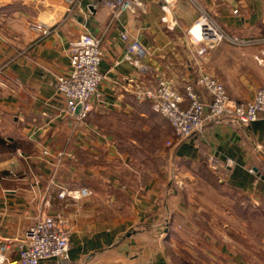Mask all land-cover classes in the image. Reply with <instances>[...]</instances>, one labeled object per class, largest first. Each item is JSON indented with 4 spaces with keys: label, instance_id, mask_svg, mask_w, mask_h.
Here are the masks:
<instances>
[{
    "label": "crops",
    "instance_id": "obj_1",
    "mask_svg": "<svg viewBox=\"0 0 264 264\" xmlns=\"http://www.w3.org/2000/svg\"><path fill=\"white\" fill-rule=\"evenodd\" d=\"M139 1L141 8L116 19L100 0H80L69 18L60 0H0V256L17 257L40 214L63 213L74 227L70 264H264V234L252 222L254 234H213L198 214L216 206L227 218L261 216L264 224V114L248 127L207 122L176 144L169 123L135 95L160 79L182 96L192 85L210 101L195 86L203 74H195L194 60L173 54L175 35H185L197 14L181 0L170 30L159 0ZM198 3L244 42L208 50L200 58L204 69L230 98L249 101L264 87V0ZM33 23L51 34L42 37ZM84 33L100 40L105 80L92 112L78 122L55 84L69 70V43ZM122 33L146 48L142 69L123 61ZM210 178L233 197L205 210L193 199ZM80 188L91 196L77 200Z\"/></svg>",
    "mask_w": 264,
    "mask_h": 264
},
{
    "label": "built area",
    "instance_id": "obj_2",
    "mask_svg": "<svg viewBox=\"0 0 264 264\" xmlns=\"http://www.w3.org/2000/svg\"><path fill=\"white\" fill-rule=\"evenodd\" d=\"M60 1L65 5L67 18L75 14L80 3V0ZM180 1L159 0L158 7L163 13L161 21L168 22L170 30L176 28L172 11L178 7ZM186 1L194 7L197 14L194 23L187 29V36L193 45L202 46L199 55L220 44L239 46L244 43L224 32L215 19L200 6L198 0ZM100 2L116 19L125 12H135L142 7L139 0ZM233 13L236 14L237 11ZM30 27L42 37L49 36L52 32L51 27L41 23H33ZM120 38L125 44L123 61L142 69V63L148 56L146 48L137 38L128 34L122 33ZM68 57L69 70L65 75L56 78L55 88L64 97L67 112L75 116L78 122H82L92 112V101L99 98V88L105 80L104 73L100 71L103 59L100 40L88 33L81 34L69 43ZM195 86L203 89L210 101H204L192 85L185 86L182 96L169 83L160 79L139 90L135 97L138 101H148L151 110L169 123L176 144L199 133L207 122L228 120L236 126L248 127L258 120L260 114H264V87L258 88L249 101L239 102L230 98L224 87L210 76H199ZM166 145L171 146V143L167 142ZM42 154L49 156L46 150ZM208 161L213 168L214 160L209 158ZM226 165L231 166L232 162L228 161ZM76 192L77 200L91 196L86 188H80ZM67 195L69 193L61 190L58 197L65 199ZM73 229L72 222L63 213L40 214L26 229L23 239L17 245V257L8 261L0 256V264H70L68 249Z\"/></svg>",
    "mask_w": 264,
    "mask_h": 264
},
{
    "label": "rangeland",
    "instance_id": "obj_3",
    "mask_svg": "<svg viewBox=\"0 0 264 264\" xmlns=\"http://www.w3.org/2000/svg\"><path fill=\"white\" fill-rule=\"evenodd\" d=\"M173 42H174V46H175V49L173 50V54H174L175 58H178L179 60H185V59L189 58L190 61H192V62L194 60L195 64L193 66L196 70L195 74L198 73V75H199L202 73L204 75L210 76L209 71H211V70L210 69H204L202 62H201V59H200L202 57V55L207 53L208 50H210V49H207L206 52L199 55L198 52L201 50L202 46H200V45L196 46L190 42V38L187 36V30L185 31V35H183L181 33L176 34ZM167 60L173 62V60H170V59H167ZM182 83L178 82L177 85L180 86V88L181 87L183 88L185 84H182ZM197 170H198V168H197ZM203 171L204 170L200 169V172H203ZM204 185L208 188V190H206ZM217 186L225 187L224 184H219V183L217 184V180H212L211 178H210V184L207 185V184L201 183L200 185H198L199 193L193 199L196 206L200 205L201 207H204L203 209L206 210V205H212L213 203L217 202L218 200L221 201L224 199H228V195L230 197H233V194L230 193L228 190L227 191L226 190H219ZM210 188H211V190H210ZM198 214H201L200 216L203 219H206L207 221L210 220L209 222L212 225L207 226L208 227L207 229H210L209 233L215 234L216 232H219V231H224V232L226 231L225 232L226 235H232V234L236 233L240 237V234L244 235V236H246V234H254V229L256 227L260 231L259 233H261L262 235L264 234V224H262V222H261V219H260L261 216L257 217V219H255L254 216L248 217L247 219L250 218V221H248V222L245 221L247 219H243V220H242V218L240 219L237 214L234 217L232 216L231 218H227V217H225L226 216L225 212H223L222 210H220L216 206H215V209H212V210L208 209V211L200 212ZM234 219H236L237 221H235ZM253 220H258V222L256 221V223H255ZM251 222L255 226V227H252L253 230L248 228V226L251 224ZM223 225H228V228L226 229L225 227H223ZM245 245H247V243H245Z\"/></svg>",
    "mask_w": 264,
    "mask_h": 264
},
{
    "label": "trees",
    "instance_id": "obj_4",
    "mask_svg": "<svg viewBox=\"0 0 264 264\" xmlns=\"http://www.w3.org/2000/svg\"><path fill=\"white\" fill-rule=\"evenodd\" d=\"M148 106L150 107V103L149 102H148ZM2 141H3L2 144H5L4 140H2ZM8 150H9V152H13L15 150V147L14 146H9Z\"/></svg>",
    "mask_w": 264,
    "mask_h": 264
},
{
    "label": "bare ground",
    "instance_id": "obj_5",
    "mask_svg": "<svg viewBox=\"0 0 264 264\" xmlns=\"http://www.w3.org/2000/svg\"><path fill=\"white\" fill-rule=\"evenodd\" d=\"M194 32H195V34L197 35V31H196V30H194Z\"/></svg>",
    "mask_w": 264,
    "mask_h": 264
}]
</instances>
